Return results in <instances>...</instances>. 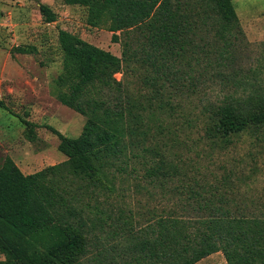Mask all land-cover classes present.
<instances>
[{"label": "trees", "instance_id": "obj_1", "mask_svg": "<svg viewBox=\"0 0 264 264\" xmlns=\"http://www.w3.org/2000/svg\"><path fill=\"white\" fill-rule=\"evenodd\" d=\"M63 2L85 9L90 26L108 25L113 42L122 43V56L77 34L59 33L62 72L53 82L52 94L86 122L75 138L48 126L67 157L60 164L27 175L12 158L4 160L0 253L5 259L0 264H83L90 235L103 227L105 211L98 210L99 220L91 219L93 211L81 193L112 190L114 170L134 171L131 165L137 160L155 163L147 170L154 182L176 177L181 169L169 160L171 146L160 141L163 123L173 116L166 108L175 106L162 96L182 91L184 79L192 78L209 48L239 47L243 37L235 0ZM40 11L47 24L58 20L49 5L41 4ZM15 51L33 54L37 49ZM150 71L157 79L146 75ZM150 85L153 90L147 94ZM208 122L206 130L219 146L244 132L259 136L264 133V93L227 97L211 106ZM172 143L175 146L177 139ZM189 185L181 216L155 215L137 231L133 214L131 220L123 211L115 218L108 215L136 256L134 263L126 264H196L218 252L228 264H264V215L248 214L241 207L233 197L238 187H214L197 179ZM111 259V264H118L115 256Z\"/></svg>", "mask_w": 264, "mask_h": 264}, {"label": "rangeland", "instance_id": "obj_2", "mask_svg": "<svg viewBox=\"0 0 264 264\" xmlns=\"http://www.w3.org/2000/svg\"><path fill=\"white\" fill-rule=\"evenodd\" d=\"M41 4L57 13L56 22H45ZM234 5L243 31L239 47L225 51V47L209 48L202 63L195 65L192 78L184 76L187 79L182 91L162 96L175 106V110L166 108L173 116L163 123L160 141L171 146L169 160L181 169L176 177L164 183L154 182L147 170L155 163L137 160L131 165L134 171L114 170L112 190L81 193L84 204L88 202L93 211L91 219L99 220L98 210L105 211L103 227L98 226L90 235L83 264H111L112 256L118 264L134 263L136 256L128 247L129 241L120 236L108 215L115 218L121 211L128 217L133 214L137 231L155 215L176 212L181 216L194 179L214 187H238L233 197L241 207L248 214L264 215V133L253 136L244 132L219 146L206 130L211 106L230 96L264 93V0H235ZM86 19L85 9L68 6L63 0H0V167L10 157L28 175L67 160L58 148L60 138L48 126L75 138L81 134L86 118L62 105L52 94L53 82L62 72L59 33L64 30L77 34L122 56V43L113 42L108 25L92 27ZM17 47H36L37 52L21 54L15 51ZM147 74L157 79L154 72ZM116 77L120 80L122 74ZM145 90L152 93L153 85ZM220 255L225 258L222 252Z\"/></svg>", "mask_w": 264, "mask_h": 264}, {"label": "crops", "instance_id": "obj_3", "mask_svg": "<svg viewBox=\"0 0 264 264\" xmlns=\"http://www.w3.org/2000/svg\"><path fill=\"white\" fill-rule=\"evenodd\" d=\"M221 252L214 253L210 255L207 258H204L203 260L197 262L196 264H206L207 262H210L211 264H227V260L222 257Z\"/></svg>", "mask_w": 264, "mask_h": 264}]
</instances>
